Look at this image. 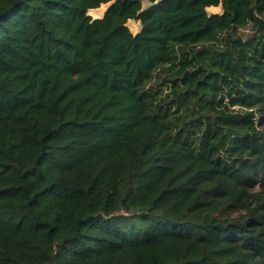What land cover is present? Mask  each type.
Masks as SVG:
<instances>
[{"label":"trees","instance_id":"trees-1","mask_svg":"<svg viewBox=\"0 0 264 264\" xmlns=\"http://www.w3.org/2000/svg\"><path fill=\"white\" fill-rule=\"evenodd\" d=\"M0 264H264V0H0Z\"/></svg>","mask_w":264,"mask_h":264},{"label":"rangeland","instance_id":"rangeland-1","mask_svg":"<svg viewBox=\"0 0 264 264\" xmlns=\"http://www.w3.org/2000/svg\"><path fill=\"white\" fill-rule=\"evenodd\" d=\"M149 3H146L145 5H148ZM110 5V3H106V4H102L99 8H95V9H91L89 11V14L92 15V17H101L103 16L104 12L106 11V9L108 8V6ZM209 12H221L222 11V6H211L208 8ZM128 25L130 26V28L132 29L133 32H137L140 27H141V23L137 20L131 19L128 21Z\"/></svg>","mask_w":264,"mask_h":264}]
</instances>
